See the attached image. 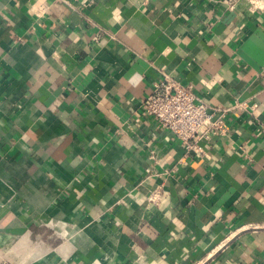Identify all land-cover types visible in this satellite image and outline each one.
<instances>
[{
	"label": "crops",
	"instance_id": "obj_1",
	"mask_svg": "<svg viewBox=\"0 0 264 264\" xmlns=\"http://www.w3.org/2000/svg\"><path fill=\"white\" fill-rule=\"evenodd\" d=\"M165 75L248 106L187 149ZM0 264H264V0H0Z\"/></svg>",
	"mask_w": 264,
	"mask_h": 264
},
{
	"label": "built area",
	"instance_id": "obj_2",
	"mask_svg": "<svg viewBox=\"0 0 264 264\" xmlns=\"http://www.w3.org/2000/svg\"><path fill=\"white\" fill-rule=\"evenodd\" d=\"M245 102L228 107H213L199 99L191 87L181 85L165 75L154 84L143 102V110L179 139L187 149H196L197 142L226 132L225 117L235 109L247 108ZM157 189L150 201L157 202Z\"/></svg>",
	"mask_w": 264,
	"mask_h": 264
}]
</instances>
